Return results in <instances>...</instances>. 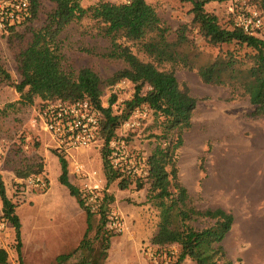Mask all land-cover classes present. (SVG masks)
Masks as SVG:
<instances>
[{"label":"rangeland","instance_id":"rangeland-1","mask_svg":"<svg viewBox=\"0 0 264 264\" xmlns=\"http://www.w3.org/2000/svg\"><path fill=\"white\" fill-rule=\"evenodd\" d=\"M7 1L0 0V11ZM80 1L87 7L100 1L121 3L128 0ZM146 1L172 28V37L181 25H188L190 39L202 52L201 63L228 51L238 56L247 52L246 48L234 43H209L199 27L192 23L191 2ZM262 5L263 0H214L205 8L216 14L221 25L229 29L241 27L244 16L249 15L250 10H257L261 13L263 25L255 33L264 39ZM55 7L53 0H38L37 11L30 20L0 28V63L11 73L14 82L22 80L18 71V53L31 40L32 31L45 24ZM98 26L96 20L85 18L61 32L63 64L67 72L78 73L88 67L106 80L126 66L121 59L102 55L111 42L99 32ZM133 51L141 59L149 60L136 45ZM160 68L173 69L180 84L187 86L198 99L191 126L185 129L183 143L177 149L179 179L191 195V204L202 210L222 207L234 214L233 227L223 241L232 264H264V226H258L263 223L260 220H264V115H253L255 107L249 95L239 87L207 84L196 70L182 65L167 63ZM119 82L114 86L104 82L101 97L103 105L108 106L111 96L116 95L112 105L115 113L121 112L126 100L131 99L135 92L132 81L118 86ZM42 101L36 95L33 102H29L15 86L0 81V177L9 198L16 204L22 224L23 262L58 264L57 256L76 249L87 228L86 211L59 180L61 164L58 154L67 158L70 181L79 187L86 205L92 206L95 213L93 229L89 233L90 248L95 251L101 249V239L96 237V230L102 205L109 215L105 228L115 233L110 239L113 264H124L128 251L124 237L129 234L142 238L141 256L135 255L138 264H170L174 261L179 254L178 244L158 247L151 241L158 229L159 210L148 202L150 184L142 189H136L135 183L128 189H121L119 180L107 185L102 143L70 153L55 150L49 134L31 122L34 109ZM136 109L129 117L130 125H126L124 120L117 129L115 137L120 141L117 143L120 150L116 157L125 170L126 166L135 165L144 173L148 171L147 158L157 143L153 134H161L162 127L153 110L145 105ZM119 172L122 173L121 170ZM37 177L45 180L46 185L38 184ZM96 204L98 206L93 207ZM252 208L255 210L253 216ZM251 218L253 221H249ZM191 224L203 228L211 222L208 218H198ZM17 243L15 228L4 218L0 199V248L7 250L10 264L20 262ZM131 251L129 258L133 256ZM89 253V247L81 249L65 264H87ZM107 258L108 254L103 263ZM182 264L196 262L187 259Z\"/></svg>","mask_w":264,"mask_h":264},{"label":"trees","instance_id":"trees-1","mask_svg":"<svg viewBox=\"0 0 264 264\" xmlns=\"http://www.w3.org/2000/svg\"><path fill=\"white\" fill-rule=\"evenodd\" d=\"M53 1L56 7L48 14L45 24L32 31L31 40L17 55L22 80L14 82L11 73L1 63L0 80L15 86L29 102H33L36 95L43 99L42 102L57 99L90 100L103 115L101 138L104 141L102 152L107 185L119 180L121 189H128L133 183L136 189H142L147 183L150 184L148 202L159 210L158 229L151 240L152 244L158 247L179 245V254L170 264H182L187 259L194 260L196 264H232L223 241L233 227L234 214L222 207L204 210L194 207L191 195L178 175L177 149L183 143L185 129L191 126L198 99L187 86L180 84L173 69H161L160 66L167 63L182 65L196 70L207 84L239 87L249 95L255 107L253 115H264V39L256 33H247L242 27H223L218 16L205 8L208 2L214 0H184L192 3V23L199 27L209 43H234L247 49L242 56L228 51L201 63L199 58L202 52L190 39L188 25H181L175 37H172V28L146 0L121 3L100 1L87 7L80 0ZM31 2L33 17L38 0ZM262 7L264 9V0ZM85 18L96 20L99 32L110 39L111 46L102 55L121 59L126 64L106 80L88 67L80 69L78 73L67 72L64 68L60 34L72 23ZM135 45L149 57L148 61L133 51ZM122 79L135 83V92L131 99L126 100L121 112L115 113L112 105L117 97L113 94L109 105L104 106L101 100L103 86L104 82L113 85ZM143 104L154 111L162 127L161 134H153L157 143L147 158L148 174L145 178L118 172L108 158V146L116 136L118 127L135 108ZM58 158L61 164L59 180L86 211L87 228L79 246L72 252L59 254L56 261L65 264L74 253L89 247L87 264H104L103 260L111 246L110 239L115 235L112 230L105 228L109 220L108 212L101 205L96 230V237L101 239V249L95 251L89 243L95 213L91 206L86 205L79 187L70 181L67 158L62 154H58ZM0 199L4 218L15 228L19 264H25L21 258L22 224L16 204L9 198L1 177ZM198 218H208L211 224L197 228L191 221ZM0 264H10L8 252L4 248H0Z\"/></svg>","mask_w":264,"mask_h":264},{"label":"built area","instance_id":"built-area-1","mask_svg":"<svg viewBox=\"0 0 264 264\" xmlns=\"http://www.w3.org/2000/svg\"><path fill=\"white\" fill-rule=\"evenodd\" d=\"M248 14L244 16L241 27L247 33L254 34L263 25V18L257 10H250ZM31 18V0H8L0 11V28L5 27L7 24H19ZM128 81L123 79L117 85H125ZM143 105L151 109L147 104ZM102 117V113L88 99L74 101L57 99L40 103L34 109L31 122L34 126L49 134L55 150L70 153L74 150L94 147L99 143L104 145V141L101 138ZM130 122L131 119L129 118L125 120L126 125H130ZM119 142L114 137L108 146L110 150L108 158L111 160L113 168L118 170V172L121 170L123 174L127 173L137 177L148 174V171L145 170L143 173V170H139L135 165L126 166L125 170V167L122 166V163L116 157L120 150L117 145ZM36 179L38 184L46 185L45 180L41 177ZM91 199L93 198L91 197ZM97 206L98 204L93 207Z\"/></svg>","mask_w":264,"mask_h":264},{"label":"crops","instance_id":"crops-1","mask_svg":"<svg viewBox=\"0 0 264 264\" xmlns=\"http://www.w3.org/2000/svg\"><path fill=\"white\" fill-rule=\"evenodd\" d=\"M69 177H70V172H69ZM252 204H253V202H252ZM254 212H255V210L252 208V210H251V213H253L252 216L254 215ZM251 220H252V218L249 221H251ZM260 221H262L263 223L258 224V226H261V225L264 226V220L261 219ZM124 239L126 241V250H128V251H126V256L123 259L125 261L124 264H126V263L127 264H138V259L135 257V255L138 254L141 256V251H140L141 242H142L141 236L129 234V235H126L124 237ZM111 248H112V244H111L110 250L108 252V258L105 260L104 264H113V262L111 260V256H110V254L113 253V250H111ZM129 251H131L133 253V256L131 258H129V254H131V253H129Z\"/></svg>","mask_w":264,"mask_h":264}]
</instances>
